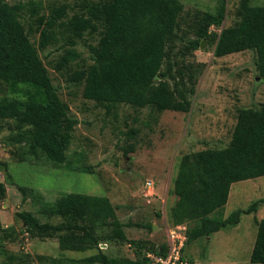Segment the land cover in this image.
<instances>
[{"label": "rangeland", "instance_id": "1", "mask_svg": "<svg viewBox=\"0 0 264 264\" xmlns=\"http://www.w3.org/2000/svg\"><path fill=\"white\" fill-rule=\"evenodd\" d=\"M7 1L25 5L22 18L30 40L68 107L69 117L77 124L67 162L56 164L41 150L20 140L15 122L0 120V182L7 189L6 198L0 201V264H49L40 258L81 260L94 254L61 251L57 239L31 237L17 217L23 211L38 214L44 206L53 205L68 194L108 197L117 208L119 219L128 225L127 236L134 244L109 245L103 251L132 259L139 252L143 258L147 245L139 248L138 244H163L168 240V228H173L169 212L176 201L172 190L180 158L192 152L227 147L238 110L259 109L264 102V78L258 75L255 51L216 58L209 40H203V48L200 45L197 50L188 49L197 38L198 15L222 14V27L210 29L220 33L239 23L242 0H179L183 11L179 29L167 48L168 57L179 67L189 63L202 66L203 71L195 91L189 95L188 112L162 113L126 104L102 106L84 97L82 72L93 63V47L98 46L102 32H85L72 46L68 24L75 14L84 13L90 2L99 0ZM250 5L264 6V0H252ZM52 16L57 18V24L48 43L42 46L41 33L46 29L43 21ZM68 50L78 56L66 64ZM166 67L167 63L163 70ZM4 97L13 96L7 85L0 83V100ZM147 180L155 183L154 190H145ZM22 187L27 188V197L20 190ZM260 199H264V177L235 183L220 214L227 219L234 211L246 209ZM220 214L211 217L220 218ZM261 219L264 203L257 213L242 216L239 225L186 246L187 262L257 264L250 261V256L257 234L256 220ZM146 223L156 224L157 233L139 226Z\"/></svg>", "mask_w": 264, "mask_h": 264}, {"label": "trees", "instance_id": "2", "mask_svg": "<svg viewBox=\"0 0 264 264\" xmlns=\"http://www.w3.org/2000/svg\"><path fill=\"white\" fill-rule=\"evenodd\" d=\"M251 1H241L243 14L239 23L220 33L210 29L222 27V14L198 15L197 38L188 49L197 50L203 40H209L216 58L255 51L257 72L264 78V6L252 7ZM24 7L22 3L0 0V83H5L13 96L0 100V120L15 122L21 141L41 150L56 164H65L77 120L69 117L68 107L30 40L22 18ZM182 11L179 0H99L85 6L84 13L75 14L68 24L72 46L85 32H102L98 46L93 47V63L82 72L84 97L102 106L126 104L139 109L150 107L159 113L188 112L189 95L195 91L203 70L202 66L189 63L179 67L168 57L167 48L179 29ZM56 20L52 16L43 21L46 29L41 33L42 46L48 43ZM77 56L68 50L65 63ZM165 63L167 69L163 70ZM261 177L264 102L259 109L238 110L227 147L192 152L180 158L172 190L176 201L169 217L173 227L187 226L186 246L239 225L244 215L257 213L264 199L234 211L227 219L220 214L235 183ZM20 190L27 197V188ZM6 196V186L0 182V201ZM214 214H220V218H212ZM17 217L27 234L44 241L57 239L61 251L94 252L81 260L40 258L49 264H151L146 257L148 252L155 251L157 246L162 252L168 251L167 242L145 241L138 244L139 248L147 245L143 258L139 252L132 259L111 256L100 249L103 243L108 248L134 244L126 233L128 225L119 219L117 208L104 196L68 194L53 205L44 206L38 214L23 211ZM55 219L59 221L53 222ZM256 225L250 261L264 264V219L256 220ZM139 226L153 232V224Z\"/></svg>", "mask_w": 264, "mask_h": 264}, {"label": "built area", "instance_id": "3", "mask_svg": "<svg viewBox=\"0 0 264 264\" xmlns=\"http://www.w3.org/2000/svg\"><path fill=\"white\" fill-rule=\"evenodd\" d=\"M155 183L147 180L144 184L145 190H154ZM180 225L173 228H168V251L162 252L159 246L155 251H150L146 254L147 259L151 264H189L184 258L183 250L185 249L187 242V226ZM100 249L107 250L108 245L100 244Z\"/></svg>", "mask_w": 264, "mask_h": 264}, {"label": "crops", "instance_id": "4", "mask_svg": "<svg viewBox=\"0 0 264 264\" xmlns=\"http://www.w3.org/2000/svg\"><path fill=\"white\" fill-rule=\"evenodd\" d=\"M231 194V193H230ZM153 226H155L156 229H153V233H157L156 231L158 230V226H156V224H153ZM127 233V232H126Z\"/></svg>", "mask_w": 264, "mask_h": 264}, {"label": "water", "instance_id": "5", "mask_svg": "<svg viewBox=\"0 0 264 264\" xmlns=\"http://www.w3.org/2000/svg\"><path fill=\"white\" fill-rule=\"evenodd\" d=\"M203 46H204V41H202V43H201L202 48H203ZM153 229H156L155 226H153Z\"/></svg>", "mask_w": 264, "mask_h": 264}]
</instances>
